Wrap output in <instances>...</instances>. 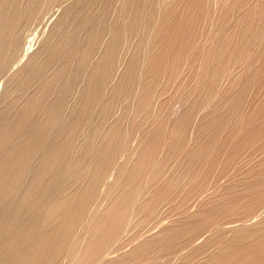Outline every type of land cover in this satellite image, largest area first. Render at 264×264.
<instances>
[{"label":"bare ground","instance_id":"bare-ground-1","mask_svg":"<svg viewBox=\"0 0 264 264\" xmlns=\"http://www.w3.org/2000/svg\"><path fill=\"white\" fill-rule=\"evenodd\" d=\"M3 82L0 264H264V0H0Z\"/></svg>","mask_w":264,"mask_h":264},{"label":"rangeland","instance_id":"rangeland-1","mask_svg":"<svg viewBox=\"0 0 264 264\" xmlns=\"http://www.w3.org/2000/svg\"><path fill=\"white\" fill-rule=\"evenodd\" d=\"M57 6V5H56ZM59 6V5H58ZM217 6V7H216ZM216 6H215V8H216V10H217V12H219V11H221L220 10V8H222L220 5V7H218V4H216ZM56 8H58V7H55V9ZM59 8H60V6H59ZM58 8V9H59ZM62 8V9H61ZM60 9L63 11V7H61ZM54 9V10H55ZM58 9H56V11H58L57 12V14H59V11H60V13L62 12L60 9L58 10ZM56 14V15H57ZM53 18H55V17H53ZM53 18H51L50 20H49V22H45L44 24H41V23H39V22H41V21H39V19L37 20H33V23H32V21L29 23V24H27V27H26V38H25V40H24V49H26L27 50V48H28V50H27V52L25 53H23V55L22 56H24V57H22L23 59H21V60H23L24 62H22V61H20V62H18L16 65H15V67H14V69H16V68H18V66L20 67V66H22L25 62H26V60H27V58L30 56V52H33L34 50H36V48H38L39 47V45L41 44V42H42V40H43V38L45 37L44 36V34L45 33H48V31L52 28V23H50V21L52 20L53 21ZM217 20H218V17H217ZM35 22V23H34ZM38 22V23H37ZM217 22V21H216ZM216 25V24H215ZM214 26V25H213ZM30 33V34H29ZM44 36V37H43ZM29 40V41H28ZM26 41V42H25ZM28 45V46H27ZM25 54V55H24ZM28 54V55H27ZM22 63V64H21ZM3 84H4V82L3 83H0V98L2 97V93L4 94V91H5V85L3 86ZM4 88V89H3ZM3 90V91H2ZM195 133H193L192 135H194ZM133 136H135V137H133ZM193 137V136H192ZM135 138V139H134ZM140 137L138 136V138H137V136L136 135H132V136H130V141L132 142V144L134 145L133 147H136V148H138L139 149V139ZM137 140H138V142H137ZM132 147V148H133ZM134 149V150H133ZM132 150L133 151H135V148H133ZM138 149H137V151H138ZM132 151V152H133ZM128 156H130L129 154H128ZM128 156H126V155H124V157H123V160H125V158L127 157L128 158ZM129 159V158H128ZM128 159H126V161L128 160ZM122 160V161H123ZM123 162H125V161H123ZM113 178V177H112ZM228 179V178H227ZM226 180L224 179V182H225ZM203 199L205 198V196H203L202 197ZM104 202V200L102 201V203ZM106 204V201H105V203H103V205H105ZM102 205V206H103ZM195 209V208H194ZM193 211V210H192ZM130 228H131V226H130ZM129 227H128V230L127 231H130L129 229H130ZM132 230V229H131ZM127 231L125 232V236H127V235H129V233H127ZM146 234V233H145ZM144 234V236H147L149 233H147L146 235ZM132 238H133V240L134 241H132V239H128L129 241H132V242H134V244H132V247L133 246H135L136 244H135V239L136 238H138V240L141 242L142 240L141 239H139V238H142V237H134L133 235H132V231H131V235H130ZM144 236H143V238H144ZM137 240V239H136ZM138 241V243H140ZM132 242H130V243H132ZM129 243V244H130ZM125 245V244H124ZM122 246V248H128L129 250L131 249V245L130 246H128L127 244L123 247V245H121ZM120 248V249H119ZM121 247H118L117 249L118 250H116V251H122V252H125V250L124 249H122ZM120 251V252H121ZM126 251H128L127 249H126ZM116 254H119V252H116L115 254H112V255H115V256H117ZM170 257V256H169ZM165 258V257H164ZM163 258V260H164V262H165V260L167 259L168 260V258L166 257V259H164ZM163 260H162V262H163Z\"/></svg>","mask_w":264,"mask_h":264}]
</instances>
